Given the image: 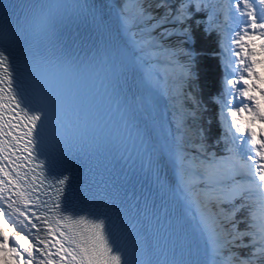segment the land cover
<instances>
[{
	"label": "snow or ice",
	"instance_id": "snow-or-ice-1",
	"mask_svg": "<svg viewBox=\"0 0 264 264\" xmlns=\"http://www.w3.org/2000/svg\"><path fill=\"white\" fill-rule=\"evenodd\" d=\"M85 7L0 25V264H264V0H122L120 47L81 58L57 21ZM202 59L221 72L207 97ZM101 157L170 195L165 235L152 193L78 179Z\"/></svg>",
	"mask_w": 264,
	"mask_h": 264
},
{
	"label": "trees",
	"instance_id": "trees-1",
	"mask_svg": "<svg viewBox=\"0 0 264 264\" xmlns=\"http://www.w3.org/2000/svg\"><path fill=\"white\" fill-rule=\"evenodd\" d=\"M198 48L215 47L214 37L205 38L202 33H198ZM221 78L220 66L218 61L214 59H202L201 60V84L203 86L204 95L207 97L209 94L216 91L218 82ZM210 107V111L206 113V119H212V131L213 135H218L219 129L215 119V109Z\"/></svg>",
	"mask_w": 264,
	"mask_h": 264
},
{
	"label": "bare ground",
	"instance_id": "bare-ground-1",
	"mask_svg": "<svg viewBox=\"0 0 264 264\" xmlns=\"http://www.w3.org/2000/svg\"><path fill=\"white\" fill-rule=\"evenodd\" d=\"M100 1L103 4V6L105 7V9L108 12V14L110 15L111 20L113 22L114 30H115V28H116V16H115V8L113 6L118 4L119 0H100ZM116 34H117V32H116ZM117 37H118L119 43H120V38H119L118 34H117ZM133 91H135V89H133ZM141 115L144 117V119H148V116H147L146 113L145 114H141ZM165 172H166V174L168 176V181L171 182L173 180V178H174V172H173V169H172L171 165H169V166H167L165 168Z\"/></svg>",
	"mask_w": 264,
	"mask_h": 264
},
{
	"label": "rangeland",
	"instance_id": "rangeland-1",
	"mask_svg": "<svg viewBox=\"0 0 264 264\" xmlns=\"http://www.w3.org/2000/svg\"><path fill=\"white\" fill-rule=\"evenodd\" d=\"M121 2H122V0L121 1L119 0V3H121Z\"/></svg>",
	"mask_w": 264,
	"mask_h": 264
}]
</instances>
